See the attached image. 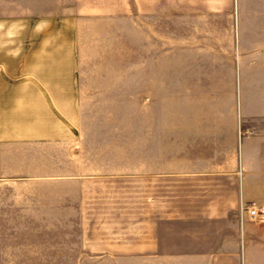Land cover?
I'll return each mask as SVG.
<instances>
[{"label":"crops","instance_id":"crops-1","mask_svg":"<svg viewBox=\"0 0 264 264\" xmlns=\"http://www.w3.org/2000/svg\"><path fill=\"white\" fill-rule=\"evenodd\" d=\"M63 13L52 0H0V18L34 32L15 39L26 49H13L1 76L0 140L76 136L94 125L85 109L120 102L131 145L133 95H147L155 118L140 126L141 165L107 173L141 181L124 190L137 197L138 227L101 253L109 264H264V219L239 213L264 207V0H124L122 71L77 70L83 44H52V26L35 33Z\"/></svg>","mask_w":264,"mask_h":264},{"label":"rangeland","instance_id":"rangeland-1","mask_svg":"<svg viewBox=\"0 0 264 264\" xmlns=\"http://www.w3.org/2000/svg\"><path fill=\"white\" fill-rule=\"evenodd\" d=\"M61 3L69 13L51 16L61 24L37 23L35 33L52 26L46 31L52 44L64 35L72 44H83L77 70L122 71L124 0H52L53 6ZM33 34L16 18L1 16L0 82L12 65L13 49H26L13 47L15 39ZM164 44V70L170 71L166 33ZM84 118L94 125L79 127L76 136L63 140H0V264H109V256L101 253L108 241L138 227L133 223L137 197L126 200L124 190L141 181L107 173L141 165L140 126L155 118L154 104L147 95H133L131 145L124 143L123 122L130 116L122 103L85 109Z\"/></svg>","mask_w":264,"mask_h":264},{"label":"built area","instance_id":"built-area-1","mask_svg":"<svg viewBox=\"0 0 264 264\" xmlns=\"http://www.w3.org/2000/svg\"><path fill=\"white\" fill-rule=\"evenodd\" d=\"M239 213H245L250 220L264 219V207L255 206V204H240ZM263 216V217H262Z\"/></svg>","mask_w":264,"mask_h":264}]
</instances>
